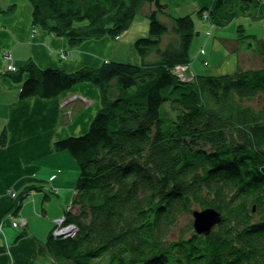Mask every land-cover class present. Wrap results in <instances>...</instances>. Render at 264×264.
<instances>
[{"label":"trees","instance_id":"trees-1","mask_svg":"<svg viewBox=\"0 0 264 264\" xmlns=\"http://www.w3.org/2000/svg\"><path fill=\"white\" fill-rule=\"evenodd\" d=\"M29 2L32 25L69 46L118 37L144 3L153 5L148 34L133 41L139 63L108 60L67 72L28 59L4 72L21 82L22 99L51 98L82 81L100 91L87 130L54 141L78 175L63 214L74 232L46 236L53 264H264V65L239 62L231 73L181 80L173 70L189 63L197 32L192 16L174 17L166 0ZM204 9L217 27L264 17L262 0H214ZM236 28L233 51L252 36ZM33 188L18 192L13 207ZM206 207L220 221L205 235L191 218Z\"/></svg>","mask_w":264,"mask_h":264},{"label":"crops","instance_id":"crops-1","mask_svg":"<svg viewBox=\"0 0 264 264\" xmlns=\"http://www.w3.org/2000/svg\"><path fill=\"white\" fill-rule=\"evenodd\" d=\"M213 2L176 0L174 9H182L181 14H190L192 18L194 14L198 15L200 19L193 18L194 30L208 38L210 31L202 28L204 19L198 11L212 6ZM152 8V4L144 3L139 12L146 17ZM169 12L174 13L171 9ZM31 13L29 0H0V133L5 130L7 134L5 142H0V220H3L0 264L54 263L45 247L46 236L53 221L61 217L71 203L78 175L77 163L70 152L55 150L54 141L84 133L101 107L99 88L90 82L74 84L71 89L51 98L29 96L22 99L19 96L21 82L12 80L4 72L10 64L17 68L28 59L38 67L61 68L67 72L85 66L98 67L108 60L127 58L130 63H139L133 41L148 34V23L140 27L132 19L118 37L91 38L78 46H69L65 37L43 34L36 29ZM250 34L251 38L241 43L237 51L230 49L236 36L218 38L233 64L236 60V66L240 62L244 68L260 67L264 62V38ZM201 37H193L189 47L190 55L196 59L198 54L207 52L202 47L191 51L194 42H205L204 48L209 43L211 48L215 45L209 38L197 40ZM6 54H9L8 58ZM61 54L65 56L61 57ZM206 65L207 71L220 69L221 61ZM197 66L192 61L187 73L198 75ZM33 185L38 189L33 188L18 209L14 208L16 199L9 191L18 193ZM13 210H16V216L27 220L24 228H13L10 220L4 218Z\"/></svg>","mask_w":264,"mask_h":264},{"label":"rangeland","instance_id":"rangeland-1","mask_svg":"<svg viewBox=\"0 0 264 264\" xmlns=\"http://www.w3.org/2000/svg\"><path fill=\"white\" fill-rule=\"evenodd\" d=\"M166 1L169 4L168 5V9H171L174 12L173 13L174 17L183 15V14H181V13H183L182 9H176V8L174 9L176 0H166ZM199 14L202 17L203 12H201ZM193 18L195 20L196 19H200V17L198 15H195V14L193 15ZM133 19H134L133 22H135V24H137L140 27L143 26L144 23H148L149 24V21L147 20V18L144 15L142 16L140 12L138 14H136ZM202 23H201L202 24V28L203 29H207V30L210 31V36H208V38H209V40L211 42H214L215 45H214L213 48H211V45L209 43L208 47L204 48L205 42H200V43H197V44H196V42H194V44H193V46L191 48V51H192V49L199 50V47H202L207 52L205 54H198V58L197 59L195 57H193L192 55H189L190 56L189 57L190 58L189 62H192V61L196 62V65H198L196 68L200 71V73H206V74H209V75L210 74L219 75L220 73L226 74V73H231V72L236 71V68H237V66L235 65L236 64V60H235V63L233 64V60H232L231 56L229 57V56H227L225 54L224 47L221 45L222 42L220 43V39H218V38L219 37H227V38L235 37L236 34H237V28H236L237 25L242 24L243 27H245V32L247 34L254 33V34H256L257 37L264 38V17L260 18V20H254V19H251V18L249 19L247 17L239 16V17L235 18L233 21H231L228 25H226V26H218V27L210 24L209 21H206V20H204V22H202ZM197 36H199V37L202 36L201 39H197L199 41L207 38V37H205L203 35L202 32L198 33L194 37L197 38ZM120 61H122V62H124V61L125 62H130L127 58H125L124 60H120ZM220 61H221L220 69L211 68V70L207 71V68H206L207 67V65H206L207 63L208 64H219ZM222 61H223V63H222ZM263 65H264V62H263ZM247 103H250V102H247ZM87 128L85 130H87ZM9 192H10V195L12 197H15L16 194H17V192H15L14 190L9 191ZM12 193H14V195H12ZM15 199H16V197H15ZM67 207H68V205H67ZM10 213L14 214V219L17 222H19V220H20L19 218H22V217L15 215L16 214V210L7 212L4 215V218L9 219L10 222H11V226L14 228L15 226L12 223L13 221L10 219V216L8 215ZM55 221H56V219L53 221V225H54ZM2 223H3V220H0V224L1 225H2ZM26 224H27V220H26ZM26 224L24 225V227L26 226ZM68 224H72V223H67V224L64 223L63 226H67ZM24 227H21V228H24ZM75 228L76 227L69 226V228L67 230H64V232L59 233L58 235L67 236L68 233H69V230L70 229L75 230ZM52 229H53V227H52Z\"/></svg>","mask_w":264,"mask_h":264},{"label":"water","instance_id":"water-1","mask_svg":"<svg viewBox=\"0 0 264 264\" xmlns=\"http://www.w3.org/2000/svg\"><path fill=\"white\" fill-rule=\"evenodd\" d=\"M220 221V212L213 208L194 209L192 212V222L194 231L200 234H208L209 231ZM72 229L69 230V233ZM68 233V232H67ZM68 233V234H69Z\"/></svg>","mask_w":264,"mask_h":264},{"label":"built area","instance_id":"built-area-1","mask_svg":"<svg viewBox=\"0 0 264 264\" xmlns=\"http://www.w3.org/2000/svg\"><path fill=\"white\" fill-rule=\"evenodd\" d=\"M203 18H207V14L205 13V11L203 12V15H202ZM65 55L64 54H61V57H64ZM6 57L8 58L9 57V54H6ZM8 70H11V71H14L16 70L15 67L13 65H9L8 66ZM183 68L182 67H179L177 66L176 68V73H179L180 76L182 77H185V78H190V74H188L186 76L185 73H183ZM12 195H14V193H12ZM10 216V219L13 221V225L16 227V228H21V227H24V225L26 224V219L25 218H19V222H17L15 219H14V214H8ZM64 217H60V218H56V221L54 222V225H53V229H52V235L54 236H57L59 233H62L64 232L63 230H65L66 227H74L73 224H68L67 226H63L64 225ZM2 228V225L0 224V230ZM74 231V230H72Z\"/></svg>","mask_w":264,"mask_h":264},{"label":"bare ground","instance_id":"bare-ground-1","mask_svg":"<svg viewBox=\"0 0 264 264\" xmlns=\"http://www.w3.org/2000/svg\"><path fill=\"white\" fill-rule=\"evenodd\" d=\"M264 0H262V2H263ZM205 10V13L207 14V16H208V9H204ZM204 20H208L209 21V18H203ZM189 51V50H188ZM190 55V54H189ZM190 57V56H189ZM189 61H190V58H189ZM190 63L191 62H189L188 64H182V65H178L179 67H182L184 70H183V73H185L186 74V76L188 75V74H190L191 76H190V78H185V77H182V76H180L179 75V73H176V68H174V70H173V73H175V75H177V77H179L181 80H184L185 82H188L190 79H192L193 77H194V73H190V72H188L187 73V71L189 70V67H190ZM263 65V64H262ZM8 70V69H7ZM69 207V206H68ZM62 217V216H61ZM60 218V217H59ZM65 220V219H64ZM75 227V226H74ZM69 227H66L65 228V230H67ZM64 231V230H63ZM74 231H71L68 235H71L72 233H73Z\"/></svg>","mask_w":264,"mask_h":264}]
</instances>
